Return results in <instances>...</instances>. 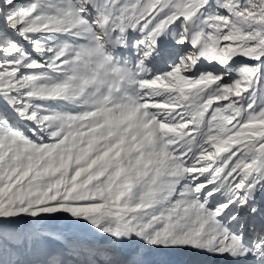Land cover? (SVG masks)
<instances>
[{
    "label": "snow or ice",
    "instance_id": "obj_1",
    "mask_svg": "<svg viewBox=\"0 0 264 264\" xmlns=\"http://www.w3.org/2000/svg\"><path fill=\"white\" fill-rule=\"evenodd\" d=\"M264 264V0H0V264Z\"/></svg>",
    "mask_w": 264,
    "mask_h": 264
},
{
    "label": "bare ground",
    "instance_id": "obj_2",
    "mask_svg": "<svg viewBox=\"0 0 264 264\" xmlns=\"http://www.w3.org/2000/svg\"><path fill=\"white\" fill-rule=\"evenodd\" d=\"M183 264H210V258L193 255L188 253H179Z\"/></svg>",
    "mask_w": 264,
    "mask_h": 264
}]
</instances>
